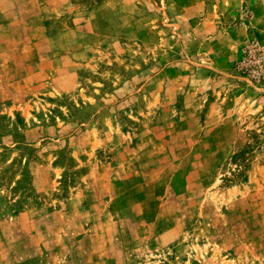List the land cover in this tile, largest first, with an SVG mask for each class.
<instances>
[{"label":"rangeland","instance_id":"rangeland-1","mask_svg":"<svg viewBox=\"0 0 264 264\" xmlns=\"http://www.w3.org/2000/svg\"><path fill=\"white\" fill-rule=\"evenodd\" d=\"M0 264H264V0H0Z\"/></svg>","mask_w":264,"mask_h":264}]
</instances>
